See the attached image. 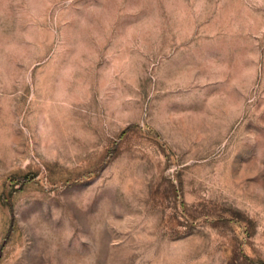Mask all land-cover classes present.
Returning a JSON list of instances; mask_svg holds the SVG:
<instances>
[{
	"label": "rangeland",
	"instance_id": "1",
	"mask_svg": "<svg viewBox=\"0 0 264 264\" xmlns=\"http://www.w3.org/2000/svg\"><path fill=\"white\" fill-rule=\"evenodd\" d=\"M0 264H264V0H0Z\"/></svg>",
	"mask_w": 264,
	"mask_h": 264
}]
</instances>
